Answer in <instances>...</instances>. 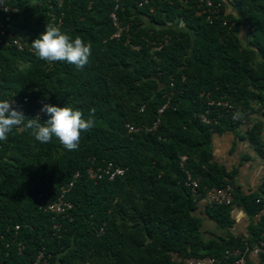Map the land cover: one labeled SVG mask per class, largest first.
Wrapping results in <instances>:
<instances>
[{
  "label": "trees",
  "instance_id": "1",
  "mask_svg": "<svg viewBox=\"0 0 264 264\" xmlns=\"http://www.w3.org/2000/svg\"><path fill=\"white\" fill-rule=\"evenodd\" d=\"M140 1L118 0L127 30L115 40L113 0H9L17 13L5 28L21 49L0 44V98L27 102L18 124L14 110L0 119V264H30L39 250L46 264H177L170 254L219 258L254 244L262 252L245 253V264H264V198L241 195L210 152L213 134L243 122L264 159L260 123L250 119H264V0H209L219 5L210 22L199 0ZM38 100L41 120L33 117ZM103 162L122 176L89 180L85 170ZM70 181L67 214L43 213L37 197ZM226 185L229 205L198 209L205 190ZM234 207L251 217L244 238L228 232ZM205 219L223 234L203 241Z\"/></svg>",
  "mask_w": 264,
  "mask_h": 264
},
{
  "label": "built area",
  "instance_id": "2",
  "mask_svg": "<svg viewBox=\"0 0 264 264\" xmlns=\"http://www.w3.org/2000/svg\"><path fill=\"white\" fill-rule=\"evenodd\" d=\"M113 1H114V5L112 11L108 15L110 24L114 30L110 38L119 40L122 34L126 32L127 26H123L119 22L116 15V11L118 10L120 5L118 0H113ZM141 3H145V0H141L140 3H138V6H140ZM197 7L202 8L201 12L207 14L206 18L209 22H210V16L216 17L219 13V5L212 4L209 0H199V4L197 5ZM16 13H17V9L9 5V0H0V44L4 43L6 45L15 46L17 49H21V44L19 43V40L13 38V34L11 32H6V28H5V24L9 21L10 16ZM221 25L227 26L229 28V25H227L226 21L224 20H222ZM178 27L181 28V26L179 25ZM166 42L167 40L164 36L157 43L151 42L153 46L152 50L157 51L161 47V45L166 44ZM26 102H27V98L20 96H4L3 98H0V119L4 116V114L8 110H14L17 117L15 124H18L23 105ZM165 106L166 103L157 110V115L162 113ZM207 106L209 107L214 106L216 108H220L225 111L231 110V105H229L227 102L214 103L210 101L207 103ZM33 117L36 120L42 119V103L39 100L36 101L35 103V108L33 110ZM199 118L202 123L204 124L208 123V120L204 116V114L199 115ZM157 123L158 120L153 122L150 128H144V130L145 131L153 130ZM125 129L127 133L136 131L135 128H133L128 124H125ZM179 161L183 162L184 157L183 156L179 157ZM85 174L89 180H93V181L102 178H106L107 180H112L116 177L122 176L123 170L113 165L111 162H103L100 165L88 167L85 170ZM77 176L78 173H75L72 176V180ZM71 185L72 182L70 181L66 185L60 187L58 193L53 197L42 198L41 196H38L37 197L38 208L43 213L51 215V218L53 219L60 216H65L67 212L72 208L71 203L65 199V196L69 192ZM185 185L189 187L192 197L195 199L198 196L196 192V187H197L196 181L190 179L189 176L187 175ZM200 200H202L204 204L227 206L231 203V188L228 185L219 188H209L204 191L202 198ZM57 227H58L57 224L52 225L53 230H56ZM14 229H16V226H14ZM261 252H262V244H254L249 249L244 248L243 251L239 249L225 250L222 253V255H220L219 258H215L211 256L180 258L176 254H170V258L173 262L177 264H218L219 261L227 262L228 264H245V258H244L245 253H247V255L250 258L256 259L259 253ZM48 257H49L48 254H44L43 250H39L30 264H46Z\"/></svg>",
  "mask_w": 264,
  "mask_h": 264
},
{
  "label": "crops",
  "instance_id": "3",
  "mask_svg": "<svg viewBox=\"0 0 264 264\" xmlns=\"http://www.w3.org/2000/svg\"><path fill=\"white\" fill-rule=\"evenodd\" d=\"M239 36L244 38V33L239 31ZM250 119L260 123L258 137L264 143V119L254 114L250 115ZM247 128L248 125L242 122L233 132L213 134L210 139L211 161L231 173V182L241 195L255 192L264 198L260 193L264 191V159L257 156L244 137ZM203 206L204 202L199 200L198 209L202 211ZM261 213H264V204ZM229 216L231 224L228 232L244 238L251 217H247L238 207H234ZM222 234L211 221H202L200 236L203 241Z\"/></svg>",
  "mask_w": 264,
  "mask_h": 264
},
{
  "label": "rangeland",
  "instance_id": "4",
  "mask_svg": "<svg viewBox=\"0 0 264 264\" xmlns=\"http://www.w3.org/2000/svg\"><path fill=\"white\" fill-rule=\"evenodd\" d=\"M173 27L179 28V27H178V24H176V25H173Z\"/></svg>",
  "mask_w": 264,
  "mask_h": 264
}]
</instances>
